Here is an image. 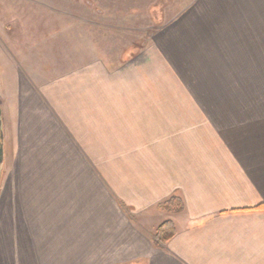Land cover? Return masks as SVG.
I'll use <instances>...</instances> for the list:
<instances>
[{"label":"crops","instance_id":"1","mask_svg":"<svg viewBox=\"0 0 264 264\" xmlns=\"http://www.w3.org/2000/svg\"><path fill=\"white\" fill-rule=\"evenodd\" d=\"M64 71L18 104L0 264H264L263 116L231 121L219 96L123 94L130 81L106 83L98 58ZM172 194L184 209H157Z\"/></svg>","mask_w":264,"mask_h":264},{"label":"rangeland","instance_id":"2","mask_svg":"<svg viewBox=\"0 0 264 264\" xmlns=\"http://www.w3.org/2000/svg\"><path fill=\"white\" fill-rule=\"evenodd\" d=\"M96 58L123 94L219 96L231 121L264 117V0H0L4 180L23 174V97Z\"/></svg>","mask_w":264,"mask_h":264},{"label":"trees","instance_id":"3","mask_svg":"<svg viewBox=\"0 0 264 264\" xmlns=\"http://www.w3.org/2000/svg\"><path fill=\"white\" fill-rule=\"evenodd\" d=\"M137 53H129L124 59L127 62L136 56ZM255 209L264 210V202L259 203L254 207ZM157 209L168 213L176 214L184 209V203L182 198L178 194H172L165 201L157 206ZM175 235V227L171 219L163 221L153 232L154 238L160 242V244L165 245L173 236Z\"/></svg>","mask_w":264,"mask_h":264},{"label":"water","instance_id":"4","mask_svg":"<svg viewBox=\"0 0 264 264\" xmlns=\"http://www.w3.org/2000/svg\"><path fill=\"white\" fill-rule=\"evenodd\" d=\"M4 160V144H3V129H2V108L0 105V171ZM1 177V172H0Z\"/></svg>","mask_w":264,"mask_h":264}]
</instances>
